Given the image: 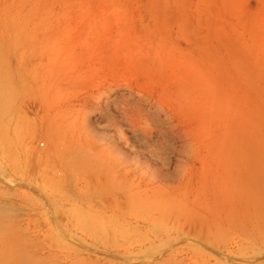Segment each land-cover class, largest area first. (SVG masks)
<instances>
[{"label": "rangeland", "instance_id": "374dc122", "mask_svg": "<svg viewBox=\"0 0 264 264\" xmlns=\"http://www.w3.org/2000/svg\"><path fill=\"white\" fill-rule=\"evenodd\" d=\"M0 264H264V0H0Z\"/></svg>", "mask_w": 264, "mask_h": 264}]
</instances>
